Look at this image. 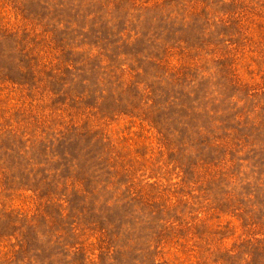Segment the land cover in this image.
I'll return each instance as SVG.
<instances>
[{
    "label": "rangeland",
    "instance_id": "374dc122",
    "mask_svg": "<svg viewBox=\"0 0 264 264\" xmlns=\"http://www.w3.org/2000/svg\"><path fill=\"white\" fill-rule=\"evenodd\" d=\"M0 264H264V0H0Z\"/></svg>",
    "mask_w": 264,
    "mask_h": 264
}]
</instances>
